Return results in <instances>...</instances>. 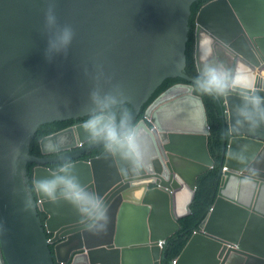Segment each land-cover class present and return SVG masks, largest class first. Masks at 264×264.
I'll return each mask as SVG.
<instances>
[{
	"label": "water",
	"instance_id": "95a60500",
	"mask_svg": "<svg viewBox=\"0 0 264 264\" xmlns=\"http://www.w3.org/2000/svg\"><path fill=\"white\" fill-rule=\"evenodd\" d=\"M194 1L0 0V264H162L158 243L192 213L197 179L216 163L197 79L185 73ZM65 27L73 32L67 45ZM195 55L199 73L227 70L231 91L218 97L219 193L174 264H264V103L251 102H264L254 94L264 92V0L208 1L196 15ZM169 77L191 83L165 89L136 124L139 168L107 148L84 157L106 143L84 123L42 138L41 156L30 153L41 125L96 113L109 96L129 102L134 121ZM186 103L199 110L191 121L169 115ZM61 162L64 171L49 166ZM73 179L103 201V230L86 228L62 198ZM46 180L62 185L59 195L39 191ZM80 205L91 211L86 197Z\"/></svg>",
	"mask_w": 264,
	"mask_h": 264
},
{
	"label": "trees",
	"instance_id": "16d2710c",
	"mask_svg": "<svg viewBox=\"0 0 264 264\" xmlns=\"http://www.w3.org/2000/svg\"><path fill=\"white\" fill-rule=\"evenodd\" d=\"M210 0H196L191 6V16H190V31L189 39L186 46V67L185 73L195 79H198L201 75L198 71L196 55H195V28H196V15L200 8L205 5ZM191 83L190 81L182 77H169L166 78L163 83L156 89L149 100L144 103L141 108L140 113L137 118L132 121V123L137 124L138 121L144 117L145 111L150 105V103L160 95L165 89L176 83ZM197 87V94H199L204 101L207 118L209 122V141L208 146L212 157L215 159V166L201 174L197 179V189L194 197V201L191 205L192 213L182 219H180L181 228L174 233L167 240L162 252V264H171V261L176 259L182 250L187 245L188 241L192 237L195 231L200 230L203 221L209 214L210 207L215 203L219 188L221 184V174L220 167L222 164V154H223V119L221 117V106L218 97L224 100L225 95L230 92V86L225 88L223 91L216 93H209L201 90L196 83H193ZM257 96H263L264 92L262 90H257L255 92ZM131 108L129 102H124L113 106L111 109L104 108V114L108 115L110 113L115 115L117 124L121 121L124 114H127ZM102 109L96 113L85 117H79L78 119H68L64 121L50 122L41 125L35 135L32 137L30 142V153L33 155L40 154L38 137L42 129H47V131H58L65 127L72 125L75 120L83 121L88 120L91 116L99 115ZM230 137L229 131L227 132V141ZM105 145L96 148L93 151V155H99L104 149ZM55 168L56 165H50ZM35 167L34 162H29L27 165L28 175L30 176V183L32 186L33 193L36 197V189L33 184V169ZM42 220L47 217L44 212L40 213Z\"/></svg>",
	"mask_w": 264,
	"mask_h": 264
},
{
	"label": "clouds",
	"instance_id": "9594fccd",
	"mask_svg": "<svg viewBox=\"0 0 264 264\" xmlns=\"http://www.w3.org/2000/svg\"><path fill=\"white\" fill-rule=\"evenodd\" d=\"M49 23L55 21V17L49 13L47 16ZM71 27H65L61 35V41L67 45L72 39ZM197 86L209 93H219L229 86V74L227 70H224L215 65H205L201 71L200 77L196 81ZM108 103L105 108L111 109L113 106L121 103L117 96L107 97ZM253 104L260 105L264 103L259 97L254 98L251 101ZM127 114H124L121 118V123L118 129L115 115L110 113L105 117L104 110L102 109L99 115L91 116L84 122L85 129L93 136V138L103 137L105 139V147L113 154H119V156L127 161H130L134 169L141 166V146L139 142L140 128L138 125L132 123L127 119ZM264 118V117H262ZM69 165L65 164L61 167V171L67 169ZM58 179H65L64 176H59ZM56 183L55 180L42 181L38 185V189L43 194L53 197L60 193V187L52 189L50 185ZM72 188L70 194L62 197L66 199L73 207L80 213L81 218L85 220V227L89 230H103L106 227L107 215L105 211V205L102 200L96 197L94 194L87 192L83 185L77 180H72ZM86 197L91 204V211H85L80 205L81 197ZM199 231V230H198ZM197 232V231H195ZM194 232V233H195ZM49 237L52 238V233L49 232ZM166 242V241H165ZM159 245V243H158ZM166 243L164 244V246ZM231 245V244H229ZM236 247V245H232ZM161 248V247H160ZM164 249V248H163ZM163 249L161 248L162 252ZM172 262V261H171Z\"/></svg>",
	"mask_w": 264,
	"mask_h": 264
},
{
	"label": "flooded vegetation",
	"instance_id": "af4514ba",
	"mask_svg": "<svg viewBox=\"0 0 264 264\" xmlns=\"http://www.w3.org/2000/svg\"><path fill=\"white\" fill-rule=\"evenodd\" d=\"M255 94V93H254ZM159 96V95H158ZM157 96V97H158ZM156 97V98H157ZM155 98V99H156ZM154 99V100H155ZM153 100V101H154ZM152 101V102H153ZM151 102V103H152ZM150 103V104H151ZM149 107V106H148ZM180 108H182L181 106H176L171 112H170V114L169 115H173V116H175L176 115V113H178L179 112V110H180ZM147 110V109H146ZM191 110H192V112L193 113H197V112H199V110H198V108H191ZM145 116V115H144ZM142 119V118H141ZM140 119V120H141ZM139 120V121H140ZM86 120H83V121H78V120H75V122L72 124V125H75V124H79V123H84ZM138 121V122H139ZM72 125H70V126H72ZM70 126H68V127H70ZM68 127H65V128H68ZM65 128H63V129H65ZM63 129H61V130H63ZM60 130H58V131H47V129L45 128V129H42L41 130V132H40V136L38 137V141H39V148H40V154H36V156H41L42 155V152H41V146H40V140L42 139V138H44V137H46V136H49V135H52V134H54V133H56V132H59ZM83 145V144H82ZM87 145V144H86ZM103 145H105V144H103ZM103 145H101V146H103ZM100 147V146H99ZM96 148H98V146L97 147H94V148H91L90 150H89V152H87L86 154H84L83 156L84 157H93V156H96V155H93V151L96 149ZM106 149V148H105ZM104 149V150H105ZM103 150V151H104ZM102 151V152H103ZM101 152V153H102ZM100 153V154H101ZM67 162H61V163H58V164H55V163H53V164H50V165H56V167L55 168H58V167H60V166H63V165H65ZM36 165V164H35ZM49 165V166H50Z\"/></svg>",
	"mask_w": 264,
	"mask_h": 264
},
{
	"label": "crops",
	"instance_id": "0c3cea01",
	"mask_svg": "<svg viewBox=\"0 0 264 264\" xmlns=\"http://www.w3.org/2000/svg\"><path fill=\"white\" fill-rule=\"evenodd\" d=\"M181 106L182 108H180L179 112L176 113V118L180 121V122H184V121H191L192 116L194 115L191 108L188 106V104H183V105H178Z\"/></svg>",
	"mask_w": 264,
	"mask_h": 264
},
{
	"label": "built area",
	"instance_id": "2783aa9c",
	"mask_svg": "<svg viewBox=\"0 0 264 264\" xmlns=\"http://www.w3.org/2000/svg\"><path fill=\"white\" fill-rule=\"evenodd\" d=\"M165 243H166L165 240H162V241L159 242V246L163 249ZM234 246H235V245H234ZM175 260H176V259L172 260L171 264H174Z\"/></svg>",
	"mask_w": 264,
	"mask_h": 264
}]
</instances>
